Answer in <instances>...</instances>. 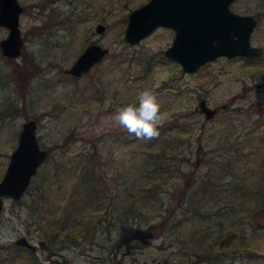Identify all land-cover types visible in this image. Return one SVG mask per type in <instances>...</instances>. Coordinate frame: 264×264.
I'll list each match as a JSON object with an SVG mask.
<instances>
[{
	"label": "rangeland",
	"instance_id": "rangeland-1",
	"mask_svg": "<svg viewBox=\"0 0 264 264\" xmlns=\"http://www.w3.org/2000/svg\"><path fill=\"white\" fill-rule=\"evenodd\" d=\"M144 1L19 0L21 51L10 57L0 49V177L23 120L34 117L49 155L72 164L77 150L96 148L103 196L89 209L102 200L115 210L75 240H49L34 221L37 203L49 207L46 213L59 210L74 174L50 175L46 204L28 185L0 208V264H31L32 256L41 264H186L195 253L204 256L195 264H264V52L222 54L186 71L164 53L172 27L158 25L133 43L123 39L128 11ZM230 6L255 14L251 41L264 46V0ZM99 21L102 31L95 29ZM7 31L0 25V38ZM91 41L108 52L80 75L64 71ZM201 97L216 108L211 117L200 109ZM163 140L159 192L154 204L143 205V163L148 158L152 166L149 150ZM195 189V196L211 191L212 197L199 205L201 214L190 215L186 206L195 202ZM130 201L143 210L127 219ZM230 232L233 242L245 238L246 247H209ZM22 233L35 249L13 242Z\"/></svg>",
	"mask_w": 264,
	"mask_h": 264
},
{
	"label": "water",
	"instance_id": "water-1",
	"mask_svg": "<svg viewBox=\"0 0 264 264\" xmlns=\"http://www.w3.org/2000/svg\"><path fill=\"white\" fill-rule=\"evenodd\" d=\"M233 0H145L127 13L123 39L136 42L158 25L174 29L170 44L164 53L176 59L186 71H193L202 63L218 55L257 56L264 52V46L251 41V33L257 23L252 12L233 9ZM22 4L19 0H0V25L7 27V34L0 38V49L7 56H17L21 51L23 37L19 27ZM105 24H95L102 31ZM108 47L96 41L87 43L64 71L80 75L99 61ZM199 107L205 117H211L216 108L210 106L204 97ZM48 149L42 146L37 136V120L28 117L23 120L18 140L9 154L5 170L0 177V208L4 198H20L39 166L44 162ZM13 242L36 248V243L24 233ZM43 243V240H40ZM174 264V263H169Z\"/></svg>",
	"mask_w": 264,
	"mask_h": 264
},
{
	"label": "trees",
	"instance_id": "trees-1",
	"mask_svg": "<svg viewBox=\"0 0 264 264\" xmlns=\"http://www.w3.org/2000/svg\"><path fill=\"white\" fill-rule=\"evenodd\" d=\"M166 143H168V140H163L157 150H149L148 157L150 158L152 156L151 158H153L152 166H149L150 161L147 160L148 158L145 159L143 163V175L146 177V182L144 184L147 183V185H142L141 188L143 193L142 195L145 198L142 203L143 205L145 203H148V201H151L150 203L154 204L155 201H153V198H155L156 193L159 192L158 186L160 185L161 178L163 177H158L163 166V161L160 158L166 151ZM94 149L96 148L93 146L89 151L77 150V152L75 153L77 159L75 160V163L73 162L72 164H69V162L62 157H56V155L47 154V158L46 160H44L41 170L39 169L37 171L35 179H32L29 184L34 186V190L37 192V195L41 193L39 197H41V200L44 198V202L46 204V202H48L47 199H49V195H44V191H46L47 188L51 189V182L54 181L52 179L49 180L50 175L56 176L62 170H67V172H72V174H74V178L70 183V191L67 194V202L65 205H62L59 210H57L56 212L54 210L50 213H46L45 211H47L49 207L47 208L39 201L37 203L36 210L39 212V215L35 217L34 221L40 231L49 240H53L55 238H61L66 241L70 239L75 240L77 236L87 233L90 229H94L100 221L106 219L109 211L112 212L113 210H115V208L112 209L111 202L103 203L102 200L101 202L100 200H98V205H95L96 208L94 207V210H91V208L89 209V207L93 205L94 199L103 196L102 193L99 194V192H101V190L103 191V189L98 186L99 179H97V174L94 170V155L92 153ZM201 156L202 153H199V157ZM50 168H53L52 172L49 171ZM204 186L206 187V185ZM204 186L203 188H205ZM196 193V189L190 192V198H195V202L191 201L190 204L186 206V210H189L191 212L190 215L201 214L199 205L202 204V202H204V199H206L207 197L209 199L212 197L210 195V193L212 194L211 191L209 192V195L211 197H209L208 194L195 196ZM259 193H261L260 190L256 188L254 190V195L258 196ZM100 207H103V210L97 212V210L95 209H98ZM87 208L89 210H87ZM135 210H143V207L133 201L128 202V204L124 208V211L126 212V218L128 219L131 214H134ZM187 212L185 214H187ZM149 216L150 215H148V217H144L145 221L143 224H148L147 219H149ZM201 226L202 225L196 226L194 231L201 229ZM127 228H131L130 222L128 223ZM234 238L235 234L231 232L227 234V236L222 238H212L209 242V247L213 251L220 248L222 249L226 246L229 247L230 244L235 247H246L245 238L241 237L239 239V242H233ZM204 239L205 236L203 235L199 236V238L196 239L197 241H195L196 243H201ZM203 258V254L195 253V257L190 258V260L186 264H195ZM31 264L41 263L38 261V259H36V257L32 256ZM180 264L183 263L180 262Z\"/></svg>",
	"mask_w": 264,
	"mask_h": 264
},
{
	"label": "flooded vegetation",
	"instance_id": "flooded-vegetation-1",
	"mask_svg": "<svg viewBox=\"0 0 264 264\" xmlns=\"http://www.w3.org/2000/svg\"><path fill=\"white\" fill-rule=\"evenodd\" d=\"M255 15V14H254ZM257 18V17H256ZM98 62V61H97ZM96 63V62H95ZM84 72V71H83ZM26 235V234H25ZM27 236V235H26ZM28 237V236H27ZM29 238V237H28Z\"/></svg>",
	"mask_w": 264,
	"mask_h": 264
}]
</instances>
